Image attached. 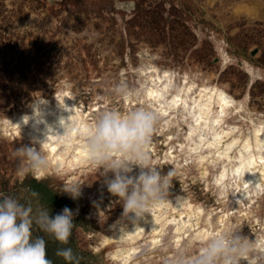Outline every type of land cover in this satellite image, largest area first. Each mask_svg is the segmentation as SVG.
Listing matches in <instances>:
<instances>
[{
  "label": "rangeland",
  "instance_id": "1",
  "mask_svg": "<svg viewBox=\"0 0 264 264\" xmlns=\"http://www.w3.org/2000/svg\"><path fill=\"white\" fill-rule=\"evenodd\" d=\"M149 61L175 69L176 85L187 72L198 83L223 87L241 107L227 118L241 131L264 122V0H0V117L22 110L39 95L52 100L59 88H66L85 111L96 104L99 110L92 112V118L108 108L127 113L144 106L154 111L152 102L142 98L149 79L140 69ZM118 80L139 89L140 94L124 100L109 98L108 89ZM189 120L179 112L164 127L166 120L160 117L147 144L152 164L175 173L168 200L150 212L169 215L198 203L203 213L191 221L207 225L210 234L223 215V232L240 230L250 239L264 233V179L262 194L235 205L229 200L231 183L225 188L229 192L223 193L216 185L222 164L208 161V170L203 172L206 163L191 152L194 140L186 138ZM203 132L211 137L213 130ZM31 143L0 130V193L47 207L39 196H29L28 180L34 177L16 175L15 151ZM76 171L81 195L75 200L60 192L64 185L74 183L73 174L65 169L36 179L57 198H64L63 204L49 207L50 216L65 206L73 210L75 227L65 248L73 250L80 264H117L112 253L130 243L119 240L103 246L102 239L129 220L122 219V206L93 164ZM75 204L78 210L73 209ZM189 229L181 249L186 242L193 249L202 243L190 241L195 229ZM31 231L33 239L49 237L35 225ZM168 235L169 227L163 240L167 242L156 251L142 246L139 264L172 261L177 252ZM148 239L146 234L143 242Z\"/></svg>",
  "mask_w": 264,
  "mask_h": 264
},
{
  "label": "bare ground",
  "instance_id": "2",
  "mask_svg": "<svg viewBox=\"0 0 264 264\" xmlns=\"http://www.w3.org/2000/svg\"><path fill=\"white\" fill-rule=\"evenodd\" d=\"M248 10L256 14L251 7ZM140 72L146 74L149 79L142 98L150 100L154 105V111L162 120H166L164 127L170 125V118L176 113L182 112L184 116H189L190 127L186 138L190 141L194 140L191 152L196 154L200 163H206L203 172L208 170V161L222 164L215 179L221 193L225 192L227 184L231 183L232 191L229 200L235 205L239 202L245 204L252 202L255 197L263 193V120L254 122L247 131H241L238 124L227 120L231 115L237 114L241 107L223 87L212 85L208 81L198 83L195 77L189 76L187 72L183 73L181 82L176 85L174 83L177 78L175 69L159 67L151 61L141 67ZM81 105L73 100L66 88H59L52 100L39 95L22 110L0 117V130L9 136L19 135L31 141L43 140L50 130L62 134L63 129L59 127V121L69 117V120L77 125L76 130L67 138L55 134L49 135L47 143L43 146L50 161L48 173L44 177L53 173L54 170L65 169L73 174L74 183H78L80 177L76 169L93 164L86 150L85 137L94 120L90 117L92 112L99 110L96 104L92 105L89 111L83 110ZM208 129L213 130L211 137L203 135V131L207 132ZM197 136H200V139L195 140ZM226 192L229 191L226 190ZM175 199L178 200V198ZM78 206L75 204L73 209L78 210ZM186 207H188L186 211H173L169 215L146 213L144 218L135 223L129 218V222L119 231L112 232L110 229V232L103 236L102 244L104 246L119 240L130 243L115 250L112 258L117 264H139L137 254L142 252V246L145 245L144 250L149 251L161 248V245L167 242L163 240L168 227L170 228L168 237L176 252L181 249L183 238L187 235L189 228L195 229L191 233L190 241L203 242L224 231L225 228L221 227L225 224L224 215L220 216V224L216 231L210 234L207 225H198L199 221H191L194 216L197 218L203 213L202 205L195 203L188 204ZM206 218L208 220L209 216ZM113 224H110L112 228ZM146 234L149 239L143 242ZM255 238L256 247L264 249V233L257 234Z\"/></svg>",
  "mask_w": 264,
  "mask_h": 264
},
{
  "label": "clouds",
  "instance_id": "3",
  "mask_svg": "<svg viewBox=\"0 0 264 264\" xmlns=\"http://www.w3.org/2000/svg\"><path fill=\"white\" fill-rule=\"evenodd\" d=\"M139 94V89L119 80L108 89V96L113 100ZM159 120L157 112L144 106L127 113L114 108L102 109L95 115L85 137L93 165L104 176L108 192L123 208L122 219L131 218L134 223L150 214L152 207L168 200L171 178L175 175L172 169L165 172L153 165L147 151ZM59 127L63 129L62 134L50 130L43 140L34 139L31 146L16 149L18 177L31 175L41 179L48 173L50 161L43 147L48 136L67 138L77 125L68 117L59 121ZM60 192L75 200L81 195L80 183L66 184ZM38 195L36 191L29 192L30 197ZM0 197V264H53L47 257L46 240L42 236L33 239L31 230L35 225L54 241L67 245L75 227L73 210L65 206L52 217L49 207L39 203L34 206L31 199L21 203L3 193ZM256 244V238L250 239L240 230H229L211 236L195 249L186 242L173 260L165 259L164 264H264V249L257 248ZM55 254L80 264L71 248L57 249Z\"/></svg>",
  "mask_w": 264,
  "mask_h": 264
},
{
  "label": "trees",
  "instance_id": "4",
  "mask_svg": "<svg viewBox=\"0 0 264 264\" xmlns=\"http://www.w3.org/2000/svg\"><path fill=\"white\" fill-rule=\"evenodd\" d=\"M30 191H36L39 195L41 202H44L47 207L57 206L64 203V198H57V194L50 190L46 185L36 178L28 180ZM47 257L53 264H72V262L65 261L62 257L56 256L57 249L65 248V245L59 244L52 238L46 237Z\"/></svg>",
  "mask_w": 264,
  "mask_h": 264
}]
</instances>
